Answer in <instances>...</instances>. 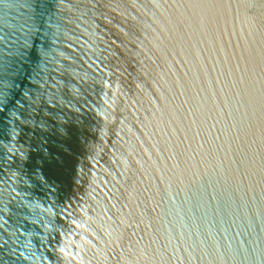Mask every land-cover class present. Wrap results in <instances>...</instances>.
<instances>
[{"label": "water", "instance_id": "1", "mask_svg": "<svg viewBox=\"0 0 264 264\" xmlns=\"http://www.w3.org/2000/svg\"><path fill=\"white\" fill-rule=\"evenodd\" d=\"M0 264H264V0H0Z\"/></svg>", "mask_w": 264, "mask_h": 264}]
</instances>
